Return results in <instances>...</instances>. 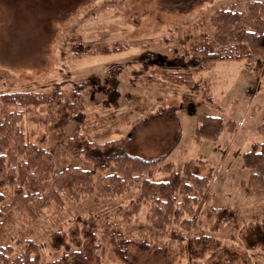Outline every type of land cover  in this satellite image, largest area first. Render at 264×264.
Returning <instances> with one entry per match:
<instances>
[{"label": "rangeland", "instance_id": "374dc122", "mask_svg": "<svg viewBox=\"0 0 264 264\" xmlns=\"http://www.w3.org/2000/svg\"><path fill=\"white\" fill-rule=\"evenodd\" d=\"M250 1L264 4V0H0V93L65 90L74 82L89 81L90 90L83 98L82 122H70L64 137L77 130L91 141L122 139L125 152L145 158H157L174 146L161 165L172 162L175 171L189 159L206 161L213 177L204 190V209L229 207L236 217L216 231H210L209 223L201 218L198 228L183 233L181 245L190 237L205 233L241 248V228L264 218V189L240 187V182L248 178L242 154L250 144L264 139L256 132L264 111V56L255 57L248 69L239 62L231 63L233 69L228 71L221 68L230 63L211 64L202 75L214 104L186 89L159 86L170 71L155 69L156 66L148 68L138 57L144 52H156L163 64L178 55L189 60L191 44L197 43L201 33L213 36L209 19L216 9L233 7L241 11ZM76 41L90 51L117 42L131 47L110 55L75 54L71 45ZM146 77L151 79L148 85ZM113 79L117 99L107 105ZM254 85L257 90L249 99L246 92ZM206 115L232 119L237 128L198 144L192 133ZM22 126L29 140L50 137L47 127L28 115L23 117ZM52 144L55 142L51 141ZM72 164L90 166L81 159ZM167 177L168 173L157 169L151 177L145 176L157 181ZM138 193L135 184L112 200L95 195L79 201L67 197L61 206L50 203L35 222L15 217L7 227V237L23 233L35 240L40 246L39 264H50L61 254L50 248L51 234L66 229L78 214L94 213L102 221L119 223L132 236L152 234L157 249L138 254L135 264H204L203 260H190L187 254L181 256L177 242L163 250L162 241L168 242L169 232L152 230L146 220L145 204L128 222L114 215L119 206ZM99 253L102 264H118L106 245ZM248 256L251 264H264V252L260 249L249 251Z\"/></svg>", "mask_w": 264, "mask_h": 264}, {"label": "trees", "instance_id": "16d2710c", "mask_svg": "<svg viewBox=\"0 0 264 264\" xmlns=\"http://www.w3.org/2000/svg\"><path fill=\"white\" fill-rule=\"evenodd\" d=\"M209 22L213 36L201 33L197 43L191 44L189 60L178 55L163 64L156 52H144L138 60L148 68L156 66L155 69L170 71L159 86L186 89L214 104L202 73L211 64L224 61L239 62L248 69L255 57L264 56V4L250 1L241 11L218 8ZM130 47L117 42L90 51L81 42L71 45L75 54L89 55H110ZM150 80L147 79V84L139 82L148 85ZM89 90V81H77L65 90L0 93V264H39L41 260L40 246L35 240L23 233L7 237V227L15 217L35 222L50 203L61 206L67 197L79 201L89 195L112 200L135 184L138 195L119 206L114 215L128 222L145 204L146 220L152 230L169 232L168 242L162 241L163 250L177 242L181 256L187 254L190 260H203L204 264H251L249 251L264 252V218L260 223H248L241 228V248L205 233L190 237L182 247L183 233L198 228L201 218L209 223L210 231L235 220V211L229 207L204 209L207 201L204 190L213 177L211 167L198 159L185 161L177 171L173 170L172 162L161 165L174 146L157 158H145L125 152L122 139L96 142L77 130L64 137L70 122H82L83 98ZM256 90V85L249 88L247 97L252 98ZM116 99L117 86L110 87L105 102L112 105ZM25 115L45 125L50 137L27 139L22 126ZM236 128L232 119L206 115L197 122L192 136L199 144ZM256 132L264 137V111ZM51 141L55 144L51 145ZM77 159L87 162L89 168L73 165L72 161ZM242 165L248 178L240 182V187L264 189V139L250 144L243 152ZM111 168L113 171L109 172ZM155 169L168 173V177L161 181L145 178L151 177ZM153 241L152 234L132 236L119 223L102 221L97 214H78L66 229L51 234L50 248L61 254L50 264H102L99 252L104 245L118 264H135L138 254L157 249Z\"/></svg>", "mask_w": 264, "mask_h": 264}, {"label": "crops", "instance_id": "0c3cea01", "mask_svg": "<svg viewBox=\"0 0 264 264\" xmlns=\"http://www.w3.org/2000/svg\"><path fill=\"white\" fill-rule=\"evenodd\" d=\"M217 63H219V64H221V63H230V65H224L221 69H223V70H225V71H228V70H230L231 68L233 69V67H231V65L232 64H234V63H236V62H226V61H224V62H217ZM232 63V64H231ZM216 64H214L213 66H215ZM228 69V70H227ZM262 114V113H261ZM261 114H260V117H261ZM259 125V124H258ZM257 125V126H258ZM256 129H257V127H256ZM235 132V131H234Z\"/></svg>", "mask_w": 264, "mask_h": 264}]
</instances>
